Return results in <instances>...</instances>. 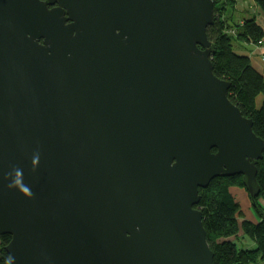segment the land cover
Wrapping results in <instances>:
<instances>
[{
  "label": "water",
  "instance_id": "1",
  "mask_svg": "<svg viewBox=\"0 0 264 264\" xmlns=\"http://www.w3.org/2000/svg\"><path fill=\"white\" fill-rule=\"evenodd\" d=\"M214 0H0L6 264H213L200 188L264 141L213 71Z\"/></svg>",
  "mask_w": 264,
  "mask_h": 264
},
{
  "label": "trees",
  "instance_id": "2",
  "mask_svg": "<svg viewBox=\"0 0 264 264\" xmlns=\"http://www.w3.org/2000/svg\"><path fill=\"white\" fill-rule=\"evenodd\" d=\"M254 1L264 15V0ZM235 3L236 0H214L215 19L207 27L214 49L211 55L213 71L217 77L231 83L228 90L230 101L252 119L253 132L264 141V76L255 69L248 55L235 49L237 42H261L264 28L255 17L245 19L243 23L230 22L225 15L235 8ZM232 29L235 33L230 32ZM257 167L256 178L261 191L253 199L249 195L254 210L261 216L257 222L249 218L239 221L244 211L232 189L235 186L244 188L241 175L215 177L207 187L199 189L201 198L197 206L203 213L202 223L214 254L213 264H264V209L261 203L264 201V157L258 161ZM240 237L249 238L256 247H239L236 242ZM10 238L11 235L0 236V264H6L9 259L5 247Z\"/></svg>",
  "mask_w": 264,
  "mask_h": 264
},
{
  "label": "crops",
  "instance_id": "3",
  "mask_svg": "<svg viewBox=\"0 0 264 264\" xmlns=\"http://www.w3.org/2000/svg\"><path fill=\"white\" fill-rule=\"evenodd\" d=\"M234 5L235 8L230 9L227 14L231 22L243 23L245 19L255 17L259 25L264 28V15L254 0H250V3H245L242 0H236ZM260 17L261 22L258 21V18ZM247 45L251 46V48ZM235 49L248 55L255 69H257L264 76V38L261 40V43L249 44L246 42H237Z\"/></svg>",
  "mask_w": 264,
  "mask_h": 264
},
{
  "label": "rangeland",
  "instance_id": "4",
  "mask_svg": "<svg viewBox=\"0 0 264 264\" xmlns=\"http://www.w3.org/2000/svg\"><path fill=\"white\" fill-rule=\"evenodd\" d=\"M242 1L245 2V3L246 2L250 3V0H242ZM228 11H227V14H228ZM227 14L225 16L230 21V18H228ZM225 16H224V18H225ZM261 17L258 18V21H260V22H261ZM233 29L230 31L231 33H235V30H233ZM234 43H236V42H234ZM247 46L249 48H251V46H249V45H247ZM259 100L260 99L258 98V100H257L258 104H260ZM232 190H233V195L235 196V199L237 201H239V203H240V205L242 207V210L244 211V214H242L243 216H241L239 221H241L243 218H249V219H251L253 221H256V222L258 221V217L261 219V216L259 215V213L257 214V211L254 210V207H253L254 206L253 205L254 202L250 198L249 192L247 190H245V188L239 187V186H235V188H233ZM245 197H246V199H245ZM261 203H262L263 209H264V201H261ZM236 243L238 244L239 247H243L245 249L256 247V244L253 241H251L249 238H246V237H240Z\"/></svg>",
  "mask_w": 264,
  "mask_h": 264
},
{
  "label": "bare ground",
  "instance_id": "5",
  "mask_svg": "<svg viewBox=\"0 0 264 264\" xmlns=\"http://www.w3.org/2000/svg\"><path fill=\"white\" fill-rule=\"evenodd\" d=\"M236 193H237V192H236ZM242 193H243V192H242ZM242 193H241V194H242ZM242 195H243V194H242ZM245 199H246V197H245ZM245 199H244V200H245ZM242 203H243V202H242Z\"/></svg>",
  "mask_w": 264,
  "mask_h": 264
},
{
  "label": "built area",
  "instance_id": "6",
  "mask_svg": "<svg viewBox=\"0 0 264 264\" xmlns=\"http://www.w3.org/2000/svg\"><path fill=\"white\" fill-rule=\"evenodd\" d=\"M259 43H261V42H259Z\"/></svg>",
  "mask_w": 264,
  "mask_h": 264
},
{
  "label": "flooded vegetation",
  "instance_id": "7",
  "mask_svg": "<svg viewBox=\"0 0 264 264\" xmlns=\"http://www.w3.org/2000/svg\"><path fill=\"white\" fill-rule=\"evenodd\" d=\"M197 207V206H196Z\"/></svg>",
  "mask_w": 264,
  "mask_h": 264
}]
</instances>
